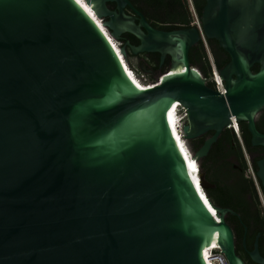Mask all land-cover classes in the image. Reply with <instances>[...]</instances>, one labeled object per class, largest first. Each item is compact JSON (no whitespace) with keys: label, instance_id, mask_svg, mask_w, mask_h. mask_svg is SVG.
Segmentation results:
<instances>
[{"label":"water","instance_id":"obj_1","mask_svg":"<svg viewBox=\"0 0 264 264\" xmlns=\"http://www.w3.org/2000/svg\"><path fill=\"white\" fill-rule=\"evenodd\" d=\"M86 2L115 38L139 37L134 53H170L173 66L140 87L78 0H0V264H207L215 236L237 264L233 210L201 197L169 112L186 108L192 151L214 130L193 151L205 191L201 158L233 117L264 145V0H206L202 30L156 27L131 0ZM202 33L230 55L224 91L191 63Z\"/></svg>","mask_w":264,"mask_h":264},{"label":"flooded vegetation","instance_id":"obj_2","mask_svg":"<svg viewBox=\"0 0 264 264\" xmlns=\"http://www.w3.org/2000/svg\"><path fill=\"white\" fill-rule=\"evenodd\" d=\"M131 1L141 9L135 0ZM170 1L172 7L168 6L161 11L148 10V16L144 13L151 24L162 29L196 25L195 15L200 17L197 4L202 3L203 0ZM108 6L115 9L117 4L115 1H109ZM125 10L134 14L130 5H126ZM121 40H123L122 44L128 42L127 57H133L137 72L143 70L146 74L159 77L173 66V57L170 53L164 58L159 51L134 53L131 44L140 43L139 37L134 33L122 32ZM200 41L190 48V60L198 55L197 44L199 45ZM209 75L205 76L209 77ZM208 82L212 83L211 80ZM256 123L259 130L264 131V116L259 114ZM225 129L219 134L208 153L201 158V170L212 184L206 188V191L216 205L233 210H227L225 216L234 232L237 264H264V181L258 173L259 160L264 157V145L253 144L251 132L250 134L241 132L238 136L233 128L238 141L228 142ZM213 133L214 130H208L190 139L193 151L199 149L205 139ZM224 141L227 142L226 147L221 144Z\"/></svg>","mask_w":264,"mask_h":264},{"label":"trees","instance_id":"obj_3","mask_svg":"<svg viewBox=\"0 0 264 264\" xmlns=\"http://www.w3.org/2000/svg\"><path fill=\"white\" fill-rule=\"evenodd\" d=\"M138 4V6L143 10V12L148 16V10L151 11V10H156V11H161L162 9H167L168 6H171L172 7V3L170 0H135ZM205 5V0H203L202 3H198L197 4V10H198V13L201 17V13H202V10H203V7ZM97 18V17H96ZM97 21L99 23V25L103 28V30L106 32V34L108 35V37L111 39V41L113 42V44H115V39L113 38V36L111 35V33L107 30V28L103 25V22L101 20V18H97ZM208 41L210 43V46H211V50H212V53H213V56H214V60H215V63L217 65L218 68H221L223 67L230 59V55L228 54V52L220 46L219 42L217 39L215 38H208ZM123 42V40H122ZM197 46L199 47V53L198 55L191 59V63L192 65L194 66H198V67H201L202 68V71L203 73H205L204 75H209L211 74V63L209 61V58L207 56V52H206V49H205V46L203 44V40L201 39L199 45L197 44ZM118 48L117 50L119 51L120 48L119 46L116 47ZM122 58H123V61L124 63L126 64L127 68L131 71H133V69L131 68V66L127 63L124 55H121ZM259 68V63H255L254 66H253V70L256 71L258 70ZM135 73V79L142 85H146L144 84L140 78L138 77V75L136 74L135 71H133ZM156 77H152V79H155ZM210 85L214 86V83H209ZM260 116H264V110L261 111L260 113ZM239 125H240V129H241V132L244 134L245 132L249 133L250 134V131L248 129V126H247V122L246 121H240L239 122ZM227 135H228V142L232 141V140H235V141H238V137L236 135V133L233 131V129L231 127H227L225 129ZM181 140L183 141V144H184V147L185 149L187 148V152L189 154L190 157H194L193 155L191 156V148L187 142L186 139L183 138V136L181 135L180 136ZM222 146L223 147H226L227 146V142H221ZM239 146H241L239 143H238ZM235 146V145H234ZM198 166H199V162H198ZM199 172H200V166H199ZM205 191V189H204ZM206 193V191H205ZM209 194L208 192L206 193V195Z\"/></svg>","mask_w":264,"mask_h":264},{"label":"built area","instance_id":"obj_4","mask_svg":"<svg viewBox=\"0 0 264 264\" xmlns=\"http://www.w3.org/2000/svg\"><path fill=\"white\" fill-rule=\"evenodd\" d=\"M195 18H196L195 19L196 20V25L202 30V23H201L200 17L198 15H195ZM202 34H203L204 40H206V37H205L204 33H202ZM210 59H211V62H212V68H211V74L207 78H208V80H211L214 83V87H216L219 90H223L224 91L225 83H224L223 78L220 75L219 68L217 67V65L215 63V60H214V57L212 56V54H210ZM140 73H141V76H145L146 77V73L143 70H141ZM146 78L148 79V77H146ZM157 79H158V77H156L155 79H151V80L149 79L148 81H143L140 78V80L144 84H146V85H144V87L153 85L156 82ZM179 106H180V116H181V119H182L180 126L182 127V124H183V122H184V120L186 118V115H187V111H186V108L182 104L179 105ZM229 127L233 128L238 136L241 135L240 125H239V122L236 120V118H234V117L232 118V122L229 124ZM181 134L183 136L182 128H181ZM192 155H193V151H191V156ZM204 250H205V248H204ZM203 256H204L205 261H206L207 264H231L229 262L228 258L226 257V255L224 254V252L222 251L221 245L219 244V242L217 241L216 238L210 244L209 250L205 254H203Z\"/></svg>","mask_w":264,"mask_h":264},{"label":"bare ground","instance_id":"obj_5","mask_svg":"<svg viewBox=\"0 0 264 264\" xmlns=\"http://www.w3.org/2000/svg\"><path fill=\"white\" fill-rule=\"evenodd\" d=\"M85 2H86V0H85ZM86 4H87V8L86 7H84L82 4V6L94 17V19L97 21V18H100L98 15H97V13L95 12V10H94V8L91 6V5H89L87 2H86ZM97 17V18H96ZM98 22V21H97ZM106 33V32H105ZM112 35V34H111ZM108 36V35H107ZM110 39V38H109ZM110 41H111V39H110ZM112 42V41H111ZM112 44H113V42H112ZM114 45V44H113ZM115 47V46H114ZM116 48V47H115ZM117 50V49H116ZM118 51V50H117ZM118 53H119V56L121 57V60H122V62H123V64H124V66H125V68H126V70H127V72L131 75V77L133 78V80L140 86V87H144V86H142L134 77H133V75H132V73L129 71V69L127 68V66H126V64L124 63V61H123V58H122V56L121 55H123L122 54V52L121 51H118ZM219 77V76H218ZM182 103L180 102V101H178V100H176L175 102H174V105H173V108H172V106H171V109H170V112H169V122H170V124H171V126H172V128H173V131H174V133H175V135H176V137H177V140H178V144H179V146H180V148H181V151L183 152V154H184V156L186 157V159H187V162H188V165H189V167H190V169H191V171H192V176H193V179H194V183H195V186H196V188L198 189V191H199V193H200V195H201V197L203 198V200L205 201V203L207 204V206L209 207V209L214 213V214H216V211H215V207L211 204V202H210V200H209V198L207 197V195H205V193H204V188L202 187V185H201V183L199 182V166H198V160H196L195 159V157H190L189 156V154H188V152H187V150L185 149V147H184V144H183V141L181 140V138H180V136L182 135L181 134V126H180V124H181V122H179V121H177V115H178V108L177 107H179V109H180V106L179 105H181ZM172 111H173V114H172ZM174 116V117H173ZM182 120V119H181ZM183 138H184V136H183ZM185 139V138H184ZM218 217V216H217ZM215 238H216V236H215ZM210 244L211 243H208V245H207V247H205V250H204V254L209 250V248H210Z\"/></svg>","mask_w":264,"mask_h":264},{"label":"rangeland","instance_id":"obj_6","mask_svg":"<svg viewBox=\"0 0 264 264\" xmlns=\"http://www.w3.org/2000/svg\"><path fill=\"white\" fill-rule=\"evenodd\" d=\"M84 7H88L87 6V4H86V2H85V0H78ZM201 19V18H200ZM101 20H102V18H101ZM106 27V26H105ZM107 28V27H106ZM107 30H108V28H107ZM109 31V30H108ZM113 36V35H112ZM113 38L116 40L115 41V44H114V46L115 47H118L119 46V48H120V46L122 45V40L121 39H119V38H115L114 36H113ZM203 44H204V46H205V49H206V52H207V56H208V58H209V61H210V63H211V67H212V62H211V59H210V54H212V56H213V53H212V50H211V46H210V43H209V41H208V38L206 37V40H204V38H203ZM116 49H118V48H116ZM120 51V50H119ZM123 54V53H122ZM124 55V54H123ZM124 57H125V59H126V61H127V63L131 66V68L132 69H134L135 70V72H136V74L141 78V80H143V81H148L149 79L151 80L152 79V77H155V75H149V74H146V77H148V79L145 77V76H141V73L138 71H136V69H135V67H134V64H136V62H135V60L133 59V57H127V56H125L124 55ZM196 67H198V66H196ZM201 71H202V68L201 67H198ZM133 70V71H134ZM170 70V69H169ZM131 73H132V75H133V77H135V73L133 72V71H131V70H129ZM161 76V75H160ZM173 105H174V103L172 104V108H173ZM178 109V115H177V121H179V122H181V116H180V109H179V107H177ZM172 114H173V111H172ZM174 117V116H173ZM186 150H187V148H186ZM204 193H205V191H204ZM205 195H206V193H205Z\"/></svg>","mask_w":264,"mask_h":264}]
</instances>
